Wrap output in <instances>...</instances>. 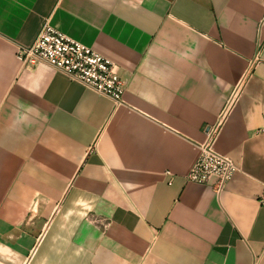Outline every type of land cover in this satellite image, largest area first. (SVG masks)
I'll use <instances>...</instances> for the list:
<instances>
[{"label":"crops","instance_id":"crops-1","mask_svg":"<svg viewBox=\"0 0 264 264\" xmlns=\"http://www.w3.org/2000/svg\"><path fill=\"white\" fill-rule=\"evenodd\" d=\"M47 21L121 105L21 64ZM235 90L218 192L186 175ZM263 193L264 0H0V264H264Z\"/></svg>","mask_w":264,"mask_h":264},{"label":"built area","instance_id":"built-area-1","mask_svg":"<svg viewBox=\"0 0 264 264\" xmlns=\"http://www.w3.org/2000/svg\"><path fill=\"white\" fill-rule=\"evenodd\" d=\"M16 56L25 67L45 64L67 75L72 81L108 97L116 107L123 103L125 81L117 66L88 46L60 33L48 21L32 45L18 46ZM237 95L238 90H235L229 96L216 122L208 129L205 142L199 145V156L186 175L188 181L211 184L220 192L237 171L229 156L215 150L216 138ZM259 201L264 205V193Z\"/></svg>","mask_w":264,"mask_h":264}]
</instances>
